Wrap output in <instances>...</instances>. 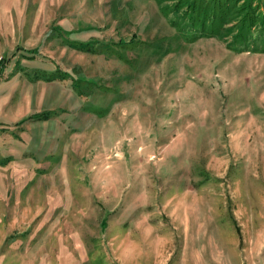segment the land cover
I'll list each match as a JSON object with an SVG mask.
<instances>
[{
    "label": "rangeland",
    "instance_id": "374dc122",
    "mask_svg": "<svg viewBox=\"0 0 264 264\" xmlns=\"http://www.w3.org/2000/svg\"><path fill=\"white\" fill-rule=\"evenodd\" d=\"M0 264H264V0H0Z\"/></svg>",
    "mask_w": 264,
    "mask_h": 264
},
{
    "label": "trees",
    "instance_id": "16d2710c",
    "mask_svg": "<svg viewBox=\"0 0 264 264\" xmlns=\"http://www.w3.org/2000/svg\"><path fill=\"white\" fill-rule=\"evenodd\" d=\"M133 41V37L128 41V44H130Z\"/></svg>",
    "mask_w": 264,
    "mask_h": 264
}]
</instances>
